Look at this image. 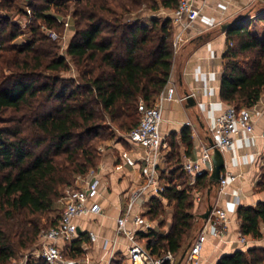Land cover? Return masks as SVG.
<instances>
[{
  "label": "trees",
  "instance_id": "16d2710c",
  "mask_svg": "<svg viewBox=\"0 0 264 264\" xmlns=\"http://www.w3.org/2000/svg\"><path fill=\"white\" fill-rule=\"evenodd\" d=\"M179 1L0 0V264L32 246L44 226L58 223L61 212L45 220L43 215L55 213L61 188L95 168L98 142L112 136L113 127L129 132L139 121L138 103L150 105L164 90L174 55L172 18H142L141 12L175 10ZM71 4L74 32L60 55L54 50L59 44L41 28L59 31L63 23L58 16ZM14 12L26 20L29 32L21 45L12 44L24 32ZM133 12L137 16L130 18ZM258 20L264 21V14ZM249 26L243 19L226 31L222 55L220 99L236 108L252 107L264 92V27L258 34ZM67 58L76 76H62L71 69ZM181 137L189 149L186 129ZM174 147L171 141L169 175L159 176L165 189L148 199L142 213L161 229L162 197L174 208L172 225L166 233L149 228L137 236L151 255L169 252L179 258L194 231L191 190L203 193L214 186L204 171L191 187L180 160L171 157ZM259 186L264 187V179ZM237 217L242 235L259 237L264 201L240 206ZM83 241L80 233L64 246V256L81 257ZM32 264L47 263L40 259ZM216 264H264V250L235 251Z\"/></svg>",
  "mask_w": 264,
  "mask_h": 264
},
{
  "label": "crops",
  "instance_id": "0c3cea01",
  "mask_svg": "<svg viewBox=\"0 0 264 264\" xmlns=\"http://www.w3.org/2000/svg\"><path fill=\"white\" fill-rule=\"evenodd\" d=\"M254 1L256 0H196L197 6L200 7V15L188 26H184L182 22L173 23L174 37L180 33V39L174 49L170 77L164 87V89L173 87L174 97L162 103L163 119L160 133L167 146L160 150L157 158L158 176L161 172L166 176L169 175L171 167H168L167 155L171 150V141L175 143L174 154H171V157L178 158L180 165L187 158L196 159L201 154L203 146L209 143L208 139L211 136L208 128L227 105L219 95L222 55L228 44L226 32L221 26L244 14L248 15L249 21L252 17L258 20V16L264 14V5L261 10L252 13L255 9ZM141 16L172 18L173 13L169 9L160 8L156 11L144 10ZM259 21L262 22L263 29L264 21ZM249 28L258 31L252 28L251 21ZM261 31L257 33L260 34ZM188 96H191L192 100L187 101ZM250 108L254 119L253 135L239 134L233 146L222 152L224 158L222 173L234 174L236 178L220 193L216 189L217 185H214L209 194L208 191L202 193L200 201L202 211L197 214L196 223L199 227L198 232L201 229L207 232V239L201 249L199 264H216L222 256L233 254L235 251L246 252L252 248L264 250V222H259L261 235L255 238L241 234L240 221L237 217V209L240 206H254L264 201V187L259 186L264 179V136H262L264 92ZM184 129L190 136L189 149L181 137ZM107 147L101 163L95 170L100 178L98 202L102 212L74 220L81 235L84 234L86 237V241L81 244L83 255L75 261L114 264L115 261L120 260L121 264H131L127 257L130 241L124 234L116 232L117 218L124 213L130 193L145 182L146 170H149L150 166L146 160L145 149L138 144L127 140L125 144L118 141ZM159 183L164 185V181L160 179ZM177 187L181 188L178 185ZM147 201L141 205L136 204L133 213L144 212ZM161 201L164 202L165 199L161 197ZM208 205L212 208H222L227 214V231L221 240L212 237L209 233L210 214L206 219L202 217ZM142 218L143 223L135 226L131 217L126 223V228L134 232H142L146 230L144 224L148 222L151 229L160 233L169 230V226L160 229L156 220L143 216ZM89 232L95 235L94 241L89 238ZM242 237L243 241H241ZM58 244L63 247L67 243L59 241ZM179 260L180 257L174 256L173 264H186L185 258L180 262Z\"/></svg>",
  "mask_w": 264,
  "mask_h": 264
},
{
  "label": "built area",
  "instance_id": "2783aa9c",
  "mask_svg": "<svg viewBox=\"0 0 264 264\" xmlns=\"http://www.w3.org/2000/svg\"><path fill=\"white\" fill-rule=\"evenodd\" d=\"M29 13L28 9H26ZM200 15V7L196 0H180L177 8L173 10L172 22L188 26ZM47 35L57 38L52 30L43 27ZM180 33L174 37V49L178 46ZM174 97V88H165L156 98V100L146 105L140 101L137 106L139 121L126 135L131 143L142 146L146 151V160L150 166L146 170L145 182L134 189L129 197L126 209L122 215L117 218L116 232L124 234L130 241L127 249V257L131 264H162L164 261L174 263V256L166 253L164 256H153L146 249L145 245L138 240L137 232L126 228L127 221L132 217L135 226L143 223L142 211L133 213L135 205L147 201L151 196H160L164 191V185L159 183V176L156 172L157 158L160 150L167 146L164 137L160 133V124L162 122V103L164 100H171ZM208 132L213 140V145L206 143L201 154L196 159L187 158L182 163V169L187 175L188 184L191 187L196 185V177L202 173L210 174L212 169V154L214 148L223 152L231 148L241 133L253 135L254 119L252 109L248 107L236 108L227 104L225 109L215 117L214 122L210 124ZM264 136V132L262 133ZM125 157V153H123ZM236 178L234 174L222 173L220 180L216 184V189L220 193L226 185ZM100 178L95 170L90 169L84 182L77 187H67L65 195L60 199L62 211L59 221L56 225L44 229L39 234V256L47 264H89L88 262H79L68 259L63 254V247L58 244L59 241L70 243L76 239L78 227L75 219L90 214H100L102 207L98 202ZM202 192L195 191V202H200ZM210 235L216 239H223L227 231L228 217L224 209L215 207L210 212ZM148 230L150 224H144ZM145 230V231H146ZM91 241L96 239L93 232H89ZM207 239V232L201 229L188 245L185 261L186 264H199L201 249ZM243 241V237L241 238Z\"/></svg>",
  "mask_w": 264,
  "mask_h": 264
},
{
  "label": "rangeland",
  "instance_id": "374dc122",
  "mask_svg": "<svg viewBox=\"0 0 264 264\" xmlns=\"http://www.w3.org/2000/svg\"><path fill=\"white\" fill-rule=\"evenodd\" d=\"M264 5V0H256L254 1V10L252 13H255V11L257 10H261L262 6ZM73 5L71 4L70 7L68 8V10H65V13H62L61 15H59V20L63 23L62 28H59V31H53L56 33L57 38H52L50 35H48L49 37H51L50 41L54 42L55 44H59L58 48H54V50H57V52L60 55H63L65 53V48L66 45L70 39V37L72 36L73 32H74V24H73V17H72V10H73ZM173 13V10H170ZM50 13H54V8H51V10L49 11ZM16 16V20L21 24V27L23 28V33L17 37L12 44H17V45H21L24 42H26V40L29 38V32L27 31V28L25 26L26 24V20H24V18L20 17V13H13ZM251 15V14H250ZM137 16L136 12H133L132 14L129 15L130 18H133ZM250 21L252 22V28H256V30L261 31L262 29V22L259 20H256V18L252 17L250 18ZM43 27L41 28V30L46 33L43 30ZM257 31V32H258ZM2 54L6 55L7 57H11L12 53L11 52H2ZM67 60L70 62L71 64V69L70 71L67 72H63L61 73L62 76H76L77 72L73 67V64L71 63L70 58H67ZM4 65V64H3ZM4 73H8V70H5ZM114 130V133L112 136L107 137L106 139L99 141L98 142V150L100 151V161L98 162L97 166L101 163L102 158L105 155V149L106 147L112 146L114 143L121 141L122 143H126L127 141V133L128 132H121L118 129H116L115 127L112 128ZM109 148V147H107ZM96 166V167H97ZM96 167L93 168V170H96ZM86 175L84 176H76L72 186L69 187H77L78 185H80V183L84 182V179H86ZM183 180V179H182ZM179 187H182L181 184H178ZM68 187V186H67ZM67 187H62L61 188V196L57 199L56 201V206H57V210L52 213H48L43 215L44 220L48 217V218H52L54 217L57 213L56 212H61L62 211V204L60 202V199L63 195H65V190L67 189ZM195 191H199L197 189H193L191 190V196L192 199L194 200V204L193 207L191 208V212L195 217V222H194V231L192 234V237L198 232V223L197 222V214L199 212L202 211V204H200V202H195ZM160 208L163 209L162 214L159 215V219L162 220L163 225L162 228L165 229L167 228V226H169V228L172 225L173 222V213H174V208L172 206V204H168V202L165 200L164 202L160 203ZM200 204V205H199ZM43 220V219H42ZM47 229V226H44L42 230ZM41 230V231H42ZM40 256H39V237L38 240L30 247L28 248H22L19 249L16 254L12 257L11 260H9V262L7 264H32L33 262H38L40 261Z\"/></svg>",
  "mask_w": 264,
  "mask_h": 264
},
{
  "label": "water",
  "instance_id": "95a60500",
  "mask_svg": "<svg viewBox=\"0 0 264 264\" xmlns=\"http://www.w3.org/2000/svg\"><path fill=\"white\" fill-rule=\"evenodd\" d=\"M247 18H248V15L244 14L242 17L236 18V19L232 20L231 22H227V23L223 24L221 26V29L226 32L234 23H236L238 21H241L243 19H247ZM190 100H192V98H191V96H188L187 97V101H190ZM208 140H209V144L212 146L213 145L212 138H209ZM223 167H224L223 154H222L221 151H219L218 149L214 148L213 154H212V169H211V172L209 174V179H210L211 186L216 185L218 183V181L220 180ZM209 192H210V190L208 191V194H209ZM211 210H212V206L208 205V208L204 212L202 217L205 218V219L208 218ZM78 233H80L79 230H78ZM187 248L188 247L184 248V250H183V252H182V254L180 256L179 262L185 257Z\"/></svg>",
  "mask_w": 264,
  "mask_h": 264
}]
</instances>
